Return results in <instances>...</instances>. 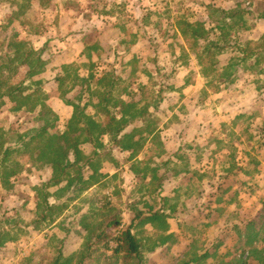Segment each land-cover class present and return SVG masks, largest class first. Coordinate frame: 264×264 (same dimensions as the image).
<instances>
[{"label": "rangeland", "instance_id": "rangeland-1", "mask_svg": "<svg viewBox=\"0 0 264 264\" xmlns=\"http://www.w3.org/2000/svg\"><path fill=\"white\" fill-rule=\"evenodd\" d=\"M240 1L245 11L252 2L255 14L246 13L244 27L230 36L246 47L249 40L264 35V20L255 17L264 11L258 0H44V5L37 0H0V69L7 70L9 58H14L9 44L18 39L41 52L47 61L45 72L35 78L41 84L31 79L26 86L48 95L44 102L58 115L61 130L74 113L55 79L64 64L83 77L116 70L122 78L117 95L130 88L142 106H156L159 88H170L158 110L151 108L159 120V137L150 136L144 150L121 152L104 139L100 151L113 153L119 163L107 159L101 169L114 176L109 182L113 187L89 195L63 190V185L46 189L51 202H62L67 209L58 210L62 214L53 224L39 228L33 221L45 207L41 194L52 170L36 162L29 150L27 154L20 140L28 142L40 125L41 104L33 99L21 111L9 103L0 109V264H48L62 241L64 255L78 252L85 234L82 218L114 189L120 207L129 206L123 226L144 211L143 201L150 198L170 216L165 232L136 221L133 232L143 244L144 264H180L188 251L203 254L209 248L214 254L209 264H238L247 260L252 248L263 250L264 65L255 59L239 62L243 55L233 46L215 58L218 72L210 71L212 77L205 78L181 31L184 21L209 24L211 9L230 10ZM231 61L240 64L228 70L233 81L223 75ZM28 70L25 67L14 82L23 80ZM84 89L70 91L68 98L85 116L102 121L94 116L93 104L99 100L93 95L95 87ZM7 148L10 154L5 155ZM93 148L82 145L85 154ZM131 163L140 171L136 177L125 172ZM12 171L17 175L8 177ZM159 177L167 179L161 189ZM161 232L173 235L169 243L161 242ZM258 261L251 254L250 264Z\"/></svg>", "mask_w": 264, "mask_h": 264}, {"label": "trees", "instance_id": "trees-1", "mask_svg": "<svg viewBox=\"0 0 264 264\" xmlns=\"http://www.w3.org/2000/svg\"><path fill=\"white\" fill-rule=\"evenodd\" d=\"M37 1L40 5L45 4L44 0ZM258 4L264 6V0H258ZM249 5L248 11L244 10L241 1L230 10L211 9L213 12L209 16L212 20L209 24L201 21L186 20L183 22L185 27L181 30L182 36L191 43V48L202 67V76L205 78L212 77L209 74L210 71L218 72V62L215 58L233 46L239 48L243 55L242 58H239V62L255 59L257 64L264 65V35L259 40H249L246 47L241 43H233L230 36L232 31L237 33L244 27L247 14H255L250 9L253 6L252 2ZM255 17L264 20V11ZM238 44L240 45L238 46ZM9 49L14 50V58H9L4 69H7L6 71L0 69V109L9 103L14 105L13 110L21 111L23 106L33 99L41 104L38 113L40 125L33 131L34 134L28 142H25V138L20 140L27 154H29V150L32 152L31 155H35L32 157H35L36 162H40L43 166L47 165L52 170V178L43 185L41 194L45 207L40 206L41 214L33 221L35 228H39L43 224L46 226L53 224L62 214L60 212L57 214L58 210L67 209L66 204L62 202L60 204L51 202L49 195L45 192L46 189L63 185V190L84 192L103 177L100 171L104 160H113L111 153L105 154L106 152H102L104 149L100 151L105 147V138L109 139L113 147L136 154L144 150L146 142L152 138L150 136L159 137V120L151 108L154 107L155 111L158 110L159 102L163 100L162 95L170 88H159L157 96L159 100L155 101L156 106L152 107L150 104L142 106V102L137 100L135 94L129 92L130 88H122L120 96L117 95L122 78L116 74V70L103 71L99 76L97 73H91L89 76L83 77L79 74L73 75L71 65L64 64L62 72L58 73L55 79L58 82L61 97L67 99V104L74 108V113L65 124V129L61 130L57 126L58 115L44 102L49 98L48 95L41 94L40 88L32 91L30 87L26 86L27 81L35 80L45 72L47 61L44 60L42 53L26 42V39H18L16 42L10 43ZM236 66H240V64L231 61L223 74L224 77L231 79L233 73L228 70ZM25 67L29 69L25 78L20 82H14ZM145 69L150 73V70ZM262 70L264 71V68ZM231 81L233 80L231 79ZM34 83L39 85L41 81L35 80ZM92 86L95 87L93 95L99 98L98 102L93 104L94 116L103 117L102 121L96 120L92 116H85L84 109L68 98L70 91L85 87L83 90L85 92ZM139 88L145 92L147 90L146 86L141 84ZM84 144L94 146L90 154H85L82 150ZM8 154H10L9 148L5 152V155ZM133 171L136 174L140 173L136 165H133ZM152 172H154L153 177L157 176V170ZM16 175L17 172L12 171L8 177ZM164 179L159 177V180L162 181L159 185L160 189ZM150 199V201L144 202V211H139L129 226H123L122 212L111 201H98L95 210L84 216L80 222L81 229L85 232L82 236L83 243L80 250L66 256L63 254L62 241L57 254H50L47 263L144 264L143 244L133 232L136 221H141L143 225H152L159 231L165 232L168 228L167 220L170 218L163 212V208H155L152 203L154 199ZM165 200L167 201V199ZM132 208L133 211L136 210L135 207ZM254 225L256 226V224ZM163 232L160 235L161 242L169 243L173 235H165L162 234ZM70 233L71 230L67 229V235ZM112 243L115 245L113 246ZM0 247L1 249L4 247V242L0 244ZM210 249L203 254H199L195 249L194 251L190 250L191 252L186 253L180 264H209L207 261L214 255ZM251 254L254 259L259 260L258 264H264V248L263 250L252 248ZM251 254L249 255L251 256ZM250 256L238 264H250ZM221 264H225V262Z\"/></svg>", "mask_w": 264, "mask_h": 264}, {"label": "crops", "instance_id": "crops-1", "mask_svg": "<svg viewBox=\"0 0 264 264\" xmlns=\"http://www.w3.org/2000/svg\"><path fill=\"white\" fill-rule=\"evenodd\" d=\"M114 149H117V150H120L119 148H116V147H113ZM121 152H126V151H122V150H120ZM126 153H129V152H126ZM112 162H113V164L114 163H116V164H118L119 165V163H117V162H115V160H116V158L114 157V155H113V153H112ZM105 161V160H104ZM133 163H131L129 166V170H128V168H126L127 170L125 171L126 172V174H130V175H132L133 177H136L137 175H136V173L133 171ZM103 166H104V164H103ZM104 168V167H103ZM115 170H117V169H115ZM103 172H104V169L102 170ZM101 172V171H100ZM102 173V172H101ZM105 173V172H104ZM102 175H104V174H102ZM107 176V179H108V182L106 181V180H102V178L100 179V181H98V183H96L95 185H92L90 188H88L87 190H85L84 192L85 193H88V195H89V193H91V192H93V191H103V189L105 190V189H108V188H112L113 186L111 185V184H109V182H111L112 181V178L114 177V176H112L111 174H110V176H108L107 174H105L104 175V177L103 178H105ZM133 177H132V179H133ZM167 179H164V182H163V184H165L167 181H166ZM125 187L126 188H129L130 186L128 185V184H125ZM164 187H165V185H164ZM115 190V189H114ZM114 190H112V191H106V193L108 194V195H106L105 194V198L102 200V201H105V200H108V201H111L112 203H113V205L115 206V207H117V209H119L121 212H122V215H123V217H124V210L125 209H127L128 208V210H129V206L128 205H126L124 208L122 207H120V205L116 202V199L114 198V195L116 194V193H114ZM120 192V191H119ZM121 192H124L123 190H121ZM118 193V192H117ZM165 195H167V193L166 194H164L163 193V195H162V197H164V199H163V201L166 199V197L167 196H165ZM149 199V198H148ZM150 200V199H149ZM149 200H144L143 202H146V201H149ZM160 201L162 200L161 198L159 199ZM100 201V200H99ZM139 204H141L142 202H138ZM133 209V208H132ZM131 209V210H132ZM90 210V209H89ZM88 210V211H89ZM87 211V212H88ZM87 212H85V213H87ZM82 215H84V214H82ZM48 233H50V235H52L51 234V231L49 230L48 231ZM47 238L49 237V236H46Z\"/></svg>", "mask_w": 264, "mask_h": 264}]
</instances>
